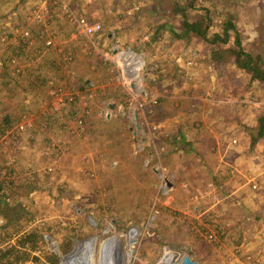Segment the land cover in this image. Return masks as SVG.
Masks as SVG:
<instances>
[{
    "label": "rangeland",
    "instance_id": "rangeland-1",
    "mask_svg": "<svg viewBox=\"0 0 264 264\" xmlns=\"http://www.w3.org/2000/svg\"><path fill=\"white\" fill-rule=\"evenodd\" d=\"M177 4L190 20L207 13L211 33L232 19L264 58V0H0V180L29 212L0 244L18 235L22 255L39 234L28 258L1 261L67 264L88 241L83 264H154L165 247L264 264V138L251 148L247 131L264 111L231 100L264 102V85L216 61L223 44L180 37ZM68 9L102 30L85 35Z\"/></svg>",
    "mask_w": 264,
    "mask_h": 264
},
{
    "label": "trees",
    "instance_id": "trees-1",
    "mask_svg": "<svg viewBox=\"0 0 264 264\" xmlns=\"http://www.w3.org/2000/svg\"><path fill=\"white\" fill-rule=\"evenodd\" d=\"M175 10L177 12L183 14V22H182V32L180 37L188 36L191 33H196L199 36L203 37L206 41L212 44L224 46V54L220 55L216 61H223L228 55L234 60L235 67L238 70H241L247 74H249L252 80H257L264 85V58L259 53H253L251 50L245 48L243 44V40L241 38L240 30L238 29L236 23L227 18L223 23V31L221 33H211L210 32V23L211 17L207 15V13L199 20H190L186 11L182 9L179 4L175 6ZM178 35V36H179ZM232 45L228 46V43L231 41ZM5 120V119H4ZM9 116L6 117V122H9ZM248 133L251 137V148H254L256 144L264 138V115L258 118V125L254 130L247 128ZM3 131H0V133ZM28 209L24 205V203L20 200L12 201L7 194L4 183L0 180V214L3 216L4 223L0 227H19L24 219L28 216ZM37 235H39L36 231L29 233L28 236L23 238V245L27 242L30 243V246L33 249H36L38 246ZM17 247L13 246L8 249L6 252H2L0 254L9 256L10 254L17 253ZM24 252L22 255L19 254L23 258H28L24 256ZM54 260H58L57 255L52 256ZM19 258H16V261L10 262L11 264H16ZM2 257H0V264H6L5 261H1ZM9 263V262H8Z\"/></svg>",
    "mask_w": 264,
    "mask_h": 264
},
{
    "label": "built area",
    "instance_id": "built-area-1",
    "mask_svg": "<svg viewBox=\"0 0 264 264\" xmlns=\"http://www.w3.org/2000/svg\"><path fill=\"white\" fill-rule=\"evenodd\" d=\"M68 10H69V16L75 22V25L78 26L80 28V31H82L85 35L91 36V35H94L95 33L99 32L100 30H102V25L99 22H89L83 16H75L73 18V12L70 9H68ZM16 32H19V30H17ZM22 34H23V36L28 37L29 31L27 29L23 30ZM49 44H51V43H49ZM233 96H236L237 101H241V98L246 97L249 100H245L244 102L248 103V106L250 109H253V110L258 111V112L264 111L263 100H258L256 98L251 97L250 95H244L243 96L242 94H238V95L231 94V98ZM231 141L233 144L238 143L237 138H232ZM254 188H257L256 184L254 185ZM18 238H19V236L15 235L14 237L9 238L7 241L1 243L0 244V253L6 252L8 249L15 246V245H12V242H14L16 239L18 240ZM24 251H27V253L28 252L32 253L31 246H30L29 242H27L24 245ZM182 260H183L182 255H180L178 252H175L174 250L170 249L169 247H165L162 255L159 257V259L154 264H182ZM29 263H31V262H26V263L21 262L20 264H29Z\"/></svg>",
    "mask_w": 264,
    "mask_h": 264
},
{
    "label": "water",
    "instance_id": "water-1",
    "mask_svg": "<svg viewBox=\"0 0 264 264\" xmlns=\"http://www.w3.org/2000/svg\"><path fill=\"white\" fill-rule=\"evenodd\" d=\"M112 107V105H110ZM134 119H135V129L134 130V135H135V141L137 140V134H138V130L140 129V124L138 122V117H137V113H134ZM126 231H128V233H130V231H132V229H126ZM120 233V232H119ZM134 243L136 242V239L132 240ZM78 250V249H77ZM74 252L68 253L66 255H64L67 259L73 254ZM182 264H199L198 261L194 260L191 258L190 255H184L183 256V260H182Z\"/></svg>",
    "mask_w": 264,
    "mask_h": 264
},
{
    "label": "bare ground",
    "instance_id": "bare-ground-1",
    "mask_svg": "<svg viewBox=\"0 0 264 264\" xmlns=\"http://www.w3.org/2000/svg\"><path fill=\"white\" fill-rule=\"evenodd\" d=\"M139 58H140V57H139ZM125 67H126L127 71L130 73L129 65L127 64V65H125ZM140 68H141V64H140ZM136 69H137V68H136ZM132 71H133V70H132ZM134 72H135V70H134ZM137 73H138V72H137ZM137 230H138V229H135V228H134L132 231H133L135 234H138V231H137ZM130 233H131V232H130ZM135 234H132V233L130 234V237H131V238H130V241H129L130 243L133 242V241H132L133 239H135V238H133V236H135ZM116 239H117V238L115 237V239L113 238V239L111 240L112 243H111L110 247H108V249H107L108 254L110 253V251H112L114 245H117V246H118V241H117ZM92 240H94V239H92ZM119 241H120V239H119ZM120 243H121V242H120ZM132 245H134V244H132ZM117 246H116V247H117ZM83 247H84V246H82L81 248H83ZM81 248H78L77 252L80 251ZM117 248H118V247H117ZM110 249H111V250H110ZM77 252L74 253V254H72L71 257L76 258V254H77ZM119 253H120V252H119ZM105 256H106V255H105ZM109 256H110V255H109ZM106 257H107V256H106ZM116 259H117V257H116ZM110 261H111V260H110ZM77 262H78L79 264H83V263H84V262L82 263V260L79 261V259H77ZM126 262H127V261H126ZM119 263L121 264V261H120ZM127 263H128V262H127ZM111 264H113V261H111ZM122 264H123V263H122Z\"/></svg>",
    "mask_w": 264,
    "mask_h": 264
},
{
    "label": "crops",
    "instance_id": "crops-1",
    "mask_svg": "<svg viewBox=\"0 0 264 264\" xmlns=\"http://www.w3.org/2000/svg\"><path fill=\"white\" fill-rule=\"evenodd\" d=\"M244 94H247V93H244ZM231 100H235V99H232V98H231ZM220 123H221V122H220ZM220 123H219V124H220ZM231 124L233 125V123H231ZM217 128H218L217 130L219 131V133L221 132L220 135H221L223 132H224L225 134L227 133L226 129H224V128H220L219 125H218ZM132 234H133V233H132ZM135 236H137V234H135ZM129 241H130V240H129ZM87 242H88V241H86V242L83 244L84 247L87 246V244H86ZM132 257H133V256H132ZM127 259H128V258H127ZM74 261H75V262H74ZM79 261H80V260H79ZM126 261H127V260L125 259V262H126ZM71 262H74V263L77 264V263H78V262H77V258H74V257H71V256H70V257L66 260V263H67V264H71ZM92 264H95V261H93Z\"/></svg>",
    "mask_w": 264,
    "mask_h": 264
}]
</instances>
